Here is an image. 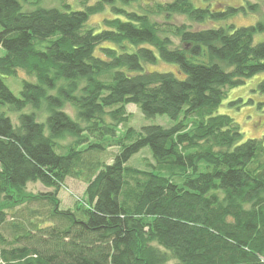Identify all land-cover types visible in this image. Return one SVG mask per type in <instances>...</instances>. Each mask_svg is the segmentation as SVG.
Here are the masks:
<instances>
[{"label":"trees","instance_id":"obj_1","mask_svg":"<svg viewBox=\"0 0 264 264\" xmlns=\"http://www.w3.org/2000/svg\"><path fill=\"white\" fill-rule=\"evenodd\" d=\"M58 2L0 0V264H264V144L216 112L264 74V12L237 24L258 5ZM18 71L35 78L19 96L3 80ZM130 103L174 124L127 126ZM144 148L150 168L129 165ZM67 178L86 184L73 208Z\"/></svg>","mask_w":264,"mask_h":264},{"label":"rangeland","instance_id":"obj_2","mask_svg":"<svg viewBox=\"0 0 264 264\" xmlns=\"http://www.w3.org/2000/svg\"><path fill=\"white\" fill-rule=\"evenodd\" d=\"M22 3L24 10H30L37 5L41 6H51L57 5L58 0H18ZM227 3L232 4H244L249 2L251 4L258 5V11L256 13H251L247 16L238 15L232 18L237 24H247L261 16L264 12V0H223ZM107 14V13H105ZM105 14H98L90 18V22H99ZM264 37V35H263ZM106 45V44H103ZM5 53L4 49L0 47V56ZM150 67V66H149ZM159 69H171L175 70L174 65H170L159 61L155 66ZM264 76V74H259L248 78L245 82L239 86L230 88L227 90L226 95L223 97L220 105L218 106L216 112L221 114H227L234 118V120L239 124L241 131L243 133V139L247 138H261L264 144V94L257 91V82ZM4 82L6 86L11 90L12 93L19 96L22 88L23 80L35 81V78L27 75L22 71H18L15 75L4 77ZM3 111L8 115L13 122L17 123L18 112L9 111L7 107L4 106ZM64 109L72 114V110L69 105H65ZM127 112L130 114V118L127 122V126H131L135 129H140L144 125H161L163 127H170L174 124V120L170 119L165 114H156L151 117H146L142 114L139 108L135 104H128L126 106ZM23 112L31 111L30 107L22 110ZM39 121H44V117L40 116ZM123 128L118 130V133L123 132ZM71 140L70 136H67L62 142H67ZM119 147L111 146L108 147L106 152V162H111V157L113 153L118 152ZM152 160L150 151L148 148L142 149L139 153L133 155L129 160L128 164L141 168H150L149 163ZM85 183L81 180L74 178H67L63 185L58 191V198L60 200V205L63 208H73L74 203L83 197ZM45 190V188L38 182L28 183L26 187V193H34L36 191ZM19 203L16 202L14 206L16 207ZM9 206L8 203H5ZM4 205V207H5ZM12 212V210H7ZM10 218V216H9ZM7 234V233H6Z\"/></svg>","mask_w":264,"mask_h":264}]
</instances>
